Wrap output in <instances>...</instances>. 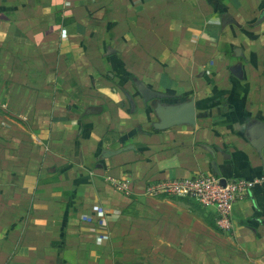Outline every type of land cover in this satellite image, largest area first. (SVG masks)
I'll return each instance as SVG.
<instances>
[{"label":"crops","instance_id":"crops-1","mask_svg":"<svg viewBox=\"0 0 264 264\" xmlns=\"http://www.w3.org/2000/svg\"><path fill=\"white\" fill-rule=\"evenodd\" d=\"M263 132L264 0H0V264H264ZM202 175L255 186L147 191Z\"/></svg>","mask_w":264,"mask_h":264},{"label":"built area","instance_id":"built-area-1","mask_svg":"<svg viewBox=\"0 0 264 264\" xmlns=\"http://www.w3.org/2000/svg\"><path fill=\"white\" fill-rule=\"evenodd\" d=\"M127 184L124 182L115 186L120 191L128 192ZM254 186V181L241 179L225 180L222 185L218 177L202 175L155 184L149 186L147 191L150 196L167 194L190 198L202 208L212 209L219 223H226L233 205Z\"/></svg>","mask_w":264,"mask_h":264},{"label":"water","instance_id":"water-1","mask_svg":"<svg viewBox=\"0 0 264 264\" xmlns=\"http://www.w3.org/2000/svg\"><path fill=\"white\" fill-rule=\"evenodd\" d=\"M142 97L145 102L161 98L160 95L148 91H143ZM154 112L159 120L154 127L158 130H164L178 125L196 126V112L193 100L171 107L158 105L155 106ZM252 145L257 150H261L264 147V132L259 138L252 141ZM224 181L220 180L222 185H224Z\"/></svg>","mask_w":264,"mask_h":264}]
</instances>
